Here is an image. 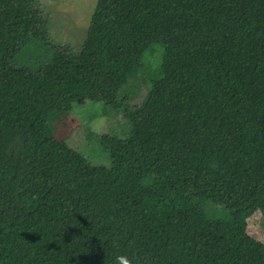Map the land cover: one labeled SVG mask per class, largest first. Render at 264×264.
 <instances>
[{
	"label": "trees",
	"instance_id": "16d2710c",
	"mask_svg": "<svg viewBox=\"0 0 264 264\" xmlns=\"http://www.w3.org/2000/svg\"><path fill=\"white\" fill-rule=\"evenodd\" d=\"M49 24L0 0V264H264V0H97L78 51ZM87 101L129 127L109 166L53 132Z\"/></svg>",
	"mask_w": 264,
	"mask_h": 264
},
{
	"label": "rangeland",
	"instance_id": "374dc122",
	"mask_svg": "<svg viewBox=\"0 0 264 264\" xmlns=\"http://www.w3.org/2000/svg\"><path fill=\"white\" fill-rule=\"evenodd\" d=\"M38 2L49 17L51 40L67 43L74 51H78L97 0H38ZM154 49L160 53L147 52L145 54L147 64L152 57H157V62L161 58L163 48L156 46ZM130 91L136 92L137 87L131 86ZM145 91L144 85L140 84L133 103H139ZM55 119L53 132L94 165L109 166L111 163L109 151L100 142V135L122 136L129 131L121 114L103 102L87 101L83 104H73L70 112L58 114ZM246 223L247 233L264 244V217L261 213L255 211Z\"/></svg>",
	"mask_w": 264,
	"mask_h": 264
},
{
	"label": "clouds",
	"instance_id": "9594fccd",
	"mask_svg": "<svg viewBox=\"0 0 264 264\" xmlns=\"http://www.w3.org/2000/svg\"><path fill=\"white\" fill-rule=\"evenodd\" d=\"M119 264H130V261L126 257L121 256L119 258Z\"/></svg>",
	"mask_w": 264,
	"mask_h": 264
}]
</instances>
